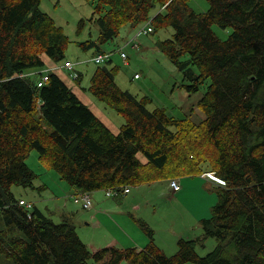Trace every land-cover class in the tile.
Wrapping results in <instances>:
<instances>
[{"label": "trees", "instance_id": "trees-1", "mask_svg": "<svg viewBox=\"0 0 264 264\" xmlns=\"http://www.w3.org/2000/svg\"><path fill=\"white\" fill-rule=\"evenodd\" d=\"M87 1L99 36L79 45L95 54L124 27L152 19L154 30L173 28L157 47L183 73L189 93L210 81L197 104L205 117L179 120L149 109L148 96L118 85L110 59L95 69L89 92L124 117L113 132L59 72L38 86L46 60L64 61L70 42L40 9L42 0H0V255L13 264H264V0H207L205 12L189 0ZM214 24L232 29L227 38ZM33 150L77 194L212 174L221 180L218 201L201 222L203 236L181 237L173 255L144 222L150 240L142 249L92 251L70 216L55 222L33 201L20 205L13 186L37 188L27 163ZM207 237L217 245L201 255Z\"/></svg>", "mask_w": 264, "mask_h": 264}, {"label": "rangeland", "instance_id": "rangeland-1", "mask_svg": "<svg viewBox=\"0 0 264 264\" xmlns=\"http://www.w3.org/2000/svg\"><path fill=\"white\" fill-rule=\"evenodd\" d=\"M189 3L197 12H205L210 6L207 0H189ZM40 9L49 14L55 20L57 25L62 26L70 39L66 48V57L61 64L67 60L72 61L76 71L80 70L83 73L84 78H82L80 82H77L74 78V72L67 71L66 73L69 81L76 82V84L91 96L93 100H96L89 92L93 73L98 66V64L91 60L95 54V47H90L86 50L79 45V42H84L89 39L96 40L99 36V27L92 21V4L87 0H42ZM144 25H147V22L141 26ZM139 27L132 35L128 36L129 40L134 38L133 36L136 31H138ZM126 28L127 27H124L121 30V33L117 38L102 45L103 49H108L106 51H116L112 55V67H117L115 76L118 85L123 89H128L140 99L148 96L149 99L146 100L148 101V107L151 110L157 107L164 108L169 115L179 120L190 118L193 121L198 122L203 119L205 114L197 104L199 99L205 93L210 81L207 80L206 83L200 87L198 92L189 93L183 86L185 83L183 73L175 66L170 58L157 47V41L171 37L174 33V29L167 27L160 29L159 31L154 30L149 34H137L134 43H137L139 48L134 47L133 44H127L123 49L128 55V61H130L128 64L121 56L119 50L128 38L126 37L125 40L121 39V37L125 35ZM213 29L216 34L223 39L227 38L229 32L232 30L231 28L223 29L217 24L213 25ZM118 41H121L119 46L117 45ZM56 69H59V67ZM137 73L138 77H135V74ZM96 101L102 106H105L102 102L98 100ZM106 113L109 115L111 114L114 118L120 119L122 121L121 123H124L125 121L124 117L112 108L107 107ZM27 163L38 174V178L35 180L36 185H39V182H43L44 184L49 183V189L42 187V184L39 185L40 188L38 187L35 191L36 194H33L32 191L29 190L30 188L25 191V188L21 186H13V192L17 195L23 194L26 198L34 199L36 204L45 211L53 221H62L60 216L56 213H53L54 215L51 214L50 210H48L47 199H43L42 197L48 191L51 196L46 195L47 197L64 195L67 190L63 193L65 190L63 185L66 188L71 186L63 179H60V176L54 170L50 171L42 167L37 150L31 152L27 158ZM204 177L209 181L204 179L201 181V179H195L196 177L193 176H179L178 178L180 180L187 179L193 182L186 187V195L179 201L174 199L168 191L170 180L169 183L166 179H159L150 184L131 186L132 192L138 197V200L144 206L143 211H141L143 222L152 224V218L162 207L161 210L166 211L167 222L164 226H159L163 228L161 230L159 229L160 232L173 231L174 233H178V235L183 233V237L186 239L201 233L203 229L202 223L200 224V222L195 221V216L202 215L209 217L212 213L213 207L218 201L216 189L217 179L212 177L213 180L207 176ZM181 184L183 186L182 182ZM17 189H21V192H17ZM26 192H28V195H26ZM67 201L71 205V211L77 212L81 208L80 206H82L79 202H76L74 198L67 197ZM84 212L81 211V215H78L77 213L67 214L70 215L71 219L74 221L75 227L81 238L92 251H95L91 246V241L96 240V237L92 235L94 230L86 224L87 219L84 216ZM138 217L141 216L138 215ZM152 226L158 228L155 224H152ZM96 235L98 238L100 237L98 233H96ZM176 243V245H178V241ZM168 244L171 245L169 242ZM216 245L217 241L215 237H207L198 244L197 252L201 255H205L213 250ZM177 250L178 247H175V245L172 246V248L167 246V253L169 255H173ZM0 261L1 264H13L12 261L4 255H0ZM122 264L128 263L124 261Z\"/></svg>", "mask_w": 264, "mask_h": 264}, {"label": "crops", "instance_id": "crops-1", "mask_svg": "<svg viewBox=\"0 0 264 264\" xmlns=\"http://www.w3.org/2000/svg\"><path fill=\"white\" fill-rule=\"evenodd\" d=\"M157 13L158 11L156 12V14ZM130 28L129 26H127L125 30L126 31L125 35L121 37L122 40H125L126 37L132 35L133 32L136 30V28L135 29L131 28V30ZM118 42H117V45L119 46L121 43L120 42L118 43ZM114 45L117 46L116 44ZM124 45L120 47V49L123 50ZM103 50L106 51L108 49H103ZM110 52H112L113 54L116 51L112 50ZM112 58L113 56L111 57V60L108 62V64H110L111 67L113 66ZM46 61H47L46 62L47 66L44 69H53L55 67H59V69H55L54 71L59 72L62 75V77L66 80L68 85H70L73 88V90L79 95L82 101L86 103L87 105H89V107L93 110V112L108 127H110L113 132L115 133L119 132L120 127L122 125L121 123L122 121L118 118H114L111 114H110L111 116L107 114L106 113L107 108L105 106H102L96 100H93V98L89 96L84 90H82V88L78 84H76V82L69 81V78L66 72L67 71L71 72V70H69L68 68L61 67L64 62L62 64L61 63L57 64L56 62L51 61L49 59H47ZM129 63L130 61H128V64ZM78 73H80L82 75V78H84L83 73L80 70H78ZM140 159L143 162H146V159L141 155H140ZM42 167L44 166L42 165ZM193 177H196L195 179L199 178L201 179V181H203L202 179L209 181L203 176H193ZM181 182L183 183V186L181 184L182 186L181 190L178 192H173L170 187V184H168V191L171 193L172 197H174V199H176L177 201L182 200L185 197L186 187L193 183L192 181L187 180V179L186 180L181 179ZM38 184L39 185L43 184L42 187H44L45 189H49V186H50L49 183L44 184L43 182H39ZM35 185H36V182H35ZM39 185H36L37 188H30V189L25 188L24 190L27 191L29 189L32 191L33 194H36L35 191L38 189ZM63 188L65 189L63 193L67 190L64 195L55 196V197H47V196H51L49 191L47 190L48 192L46 194L44 195L42 194L43 195L42 198L47 199L48 210H50L51 214L56 213L58 216H60L61 219H63V217L67 213H77L78 215H81V211L82 212L85 211L84 216L87 219L86 224L91 229L94 230L92 235L96 237V240L91 241L92 242L91 246L93 250H97L98 248H101L104 246H116L120 248L137 247L139 249H142L149 242L150 237L147 231L143 227H141V224H140L141 222H143L142 220L143 215L141 211H143L144 206L138 200V197L134 195L132 190L129 193H127V195L121 194V196L120 195L119 196L107 195L106 190L93 191L90 193L91 199L93 201L92 208L84 210V208L80 206L81 208L76 212V211H71L70 209L71 205L68 203L67 197L74 198V195H76L78 192L72 187L66 188L63 185ZM20 190L21 189H17L16 191L20 193L21 192ZM15 195L20 199H26V200L35 202L34 199L26 198L25 195L23 194L17 195L15 193ZM26 195H28V192H26ZM37 207L41 209L38 205ZM161 209L158 210L157 213L152 218V222H153L152 224H155L156 226H158V228L155 226H152L151 223H148V222L147 223L145 222V223L150 228L152 226V228L154 229L155 242L165 251V253H167V246H170L172 248V246L175 245V247H178V245H176L177 244L176 242L178 241V239L183 237V233L178 235V233H174L173 231L172 232H163V231L160 232L159 231V229L160 230L163 229L162 227H159V226H164L167 222L166 211L165 210L162 211ZM43 212L46 213L45 211ZM138 215H140L141 217H138ZM67 216H70V215L67 214ZM205 218H207V216L197 215L195 216L194 219L195 221H198L201 224L202 220ZM96 233L100 235L99 237L100 239L97 237ZM202 236H203V229L201 233L196 234L194 237H190V238H201ZM168 242L171 245H169Z\"/></svg>", "mask_w": 264, "mask_h": 264}, {"label": "built area", "instance_id": "built-area-1", "mask_svg": "<svg viewBox=\"0 0 264 264\" xmlns=\"http://www.w3.org/2000/svg\"><path fill=\"white\" fill-rule=\"evenodd\" d=\"M153 30L154 29L152 25V19H149L147 21V25L139 27L138 31H136L135 35L133 36L134 38L132 40H128L126 45L133 44L134 47L138 48L139 45L137 43H134L136 35L141 34V33L149 34L153 32ZM120 52H121V56L123 57V59L127 62L128 60L127 53L123 51L122 49L120 50ZM111 56H112V52H99L96 55H94V57L92 58V61H94L97 64H104L111 58ZM63 67L68 68L69 70H74V63L71 61H66ZM77 76H78V73L74 72V78H76ZM49 77H50V69L42 71L41 77L38 81V86H43L49 80ZM136 77H138V75H136ZM211 177H213L214 179H217V181H221L219 178H216L214 175L213 176L211 175ZM170 187L173 192L179 191L181 189L180 179L178 178L171 179ZM106 191H107V195L119 196L121 194L129 193L131 191V187L126 186L122 190L106 189ZM74 200L76 202H79L82 205V207L85 209H89L93 206V201L91 199L90 192H81L74 197ZM19 203L20 205H24L27 208H31L33 206L32 202L27 201L25 199H21Z\"/></svg>", "mask_w": 264, "mask_h": 264}]
</instances>
